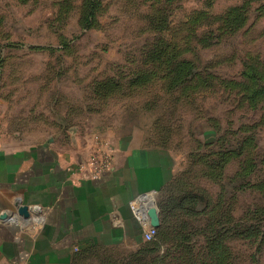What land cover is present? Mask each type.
I'll return each mask as SVG.
<instances>
[{
  "label": "rangeland",
  "instance_id": "374dc122",
  "mask_svg": "<svg viewBox=\"0 0 264 264\" xmlns=\"http://www.w3.org/2000/svg\"><path fill=\"white\" fill-rule=\"evenodd\" d=\"M263 63L264 0H0L1 139L30 145L73 127L82 163L99 147L114 162V141L136 131L174 162L163 204L190 187L206 191L207 213L239 224L219 236L224 264H264V98L252 106L241 95L242 72ZM172 212L171 223L212 218ZM171 228L122 257L186 264L203 254L198 226L190 253ZM107 258L89 250L76 264Z\"/></svg>",
  "mask_w": 264,
  "mask_h": 264
},
{
  "label": "crops",
  "instance_id": "0c3cea01",
  "mask_svg": "<svg viewBox=\"0 0 264 264\" xmlns=\"http://www.w3.org/2000/svg\"><path fill=\"white\" fill-rule=\"evenodd\" d=\"M55 131L22 146L7 145L0 131V264H76L86 247L122 258L144 240L130 201L158 198L173 175L169 151L144 145L135 131L114 141L112 170L88 178L77 128Z\"/></svg>",
  "mask_w": 264,
  "mask_h": 264
},
{
  "label": "trees",
  "instance_id": "16d2710c",
  "mask_svg": "<svg viewBox=\"0 0 264 264\" xmlns=\"http://www.w3.org/2000/svg\"><path fill=\"white\" fill-rule=\"evenodd\" d=\"M259 72V75L257 77L254 76V74H257ZM243 77L246 79V83L243 85L241 89V95L244 98H247L252 106L258 105L259 101L264 98V63L261 65L260 71H257L254 69V74L248 72L247 70L242 72ZM254 82L255 86L250 85V83ZM174 182L175 183V175H173L170 180L164 185V187L161 189L163 190L167 185L170 183ZM161 190L159 191V195L157 198V204L159 207V216H160V226L157 228V234L155 237L151 240H144L145 242H149L151 244L150 246H153L155 242L157 241V237L159 234V231L161 232H167V229L171 228L174 230V233L176 236L178 234H181V237L177 239L176 241L173 242L174 245L180 249H183L184 252L190 253L193 249L196 250V246L199 247V244L195 241V238L192 234L194 229L198 226L200 228V235H204L205 238H207L208 243L206 244V247L201 246L200 249L204 248L203 254L196 258H193L192 261L190 258H187L189 263L186 264H224L225 259L228 257L227 251H223V246L221 247L222 242L220 241L225 232L230 233L233 235L238 234L239 232V224H231L227 225L224 224L221 218V215H212L210 216L207 211L209 210V203L211 201V196L204 190H198L196 188H188L180 192L181 194L176 195L173 198L168 199V202L170 203H165L161 201ZM172 195V194H171ZM222 195V194H221ZM214 202H217V199H212ZM212 201V202H213ZM167 202V201H166ZM161 204V206H160ZM188 204V206H187ZM187 208L189 207L191 210H194L195 212L198 211L199 217H194V216H189L192 218H198L201 221L202 216H207L212 217L209 219L207 223H204L201 225L195 224L191 220L186 219L181 222L177 223H171V221L168 220V217L173 213L174 208ZM211 211V210H210ZM190 224V225H187ZM173 233V234H174ZM168 240L167 242H169ZM170 244V243H169ZM168 245V244H167ZM148 246V245H147ZM169 246V245H168ZM209 246V247H207ZM152 248V247H151ZM89 250H97L96 248L94 249H89L88 247L79 249L77 251L78 258L80 254H84V252H87ZM136 256H123L122 258H111L108 256V258L104 261V264H135V261L137 259L142 258L137 253H133ZM113 256V255H112ZM116 257V256H114ZM192 262V263H191ZM181 264H185L184 262Z\"/></svg>",
  "mask_w": 264,
  "mask_h": 264
},
{
  "label": "built area",
  "instance_id": "2783aa9c",
  "mask_svg": "<svg viewBox=\"0 0 264 264\" xmlns=\"http://www.w3.org/2000/svg\"><path fill=\"white\" fill-rule=\"evenodd\" d=\"M80 169L86 172V176L91 179H99L113 168V154L106 148H97L89 153L87 160L81 162ZM157 193L145 192L138 194L130 203V209L135 219L142 227L144 240H151L157 234V228L152 225L148 214L147 204L151 197H156ZM157 199V198H156Z\"/></svg>",
  "mask_w": 264,
  "mask_h": 264
},
{
  "label": "water",
  "instance_id": "95a60500",
  "mask_svg": "<svg viewBox=\"0 0 264 264\" xmlns=\"http://www.w3.org/2000/svg\"><path fill=\"white\" fill-rule=\"evenodd\" d=\"M35 208H39L35 206ZM148 214L151 218V223L155 227L160 226V216H159V209L156 202V197H151L148 204H147ZM28 207L26 205L20 208V212H27Z\"/></svg>",
  "mask_w": 264,
  "mask_h": 264
}]
</instances>
